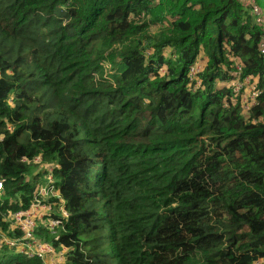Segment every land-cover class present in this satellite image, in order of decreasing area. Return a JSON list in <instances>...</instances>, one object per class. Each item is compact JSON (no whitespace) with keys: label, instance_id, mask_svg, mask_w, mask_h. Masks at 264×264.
I'll list each match as a JSON object with an SVG mask.
<instances>
[{"label":"trees","instance_id":"1","mask_svg":"<svg viewBox=\"0 0 264 264\" xmlns=\"http://www.w3.org/2000/svg\"><path fill=\"white\" fill-rule=\"evenodd\" d=\"M263 42L239 0H0L1 229L52 167L66 264H264Z\"/></svg>","mask_w":264,"mask_h":264},{"label":"built area","instance_id":"2","mask_svg":"<svg viewBox=\"0 0 264 264\" xmlns=\"http://www.w3.org/2000/svg\"><path fill=\"white\" fill-rule=\"evenodd\" d=\"M239 1L251 10L257 24L264 25V10L256 0ZM261 53L264 56V42L261 44ZM203 69L204 64L198 58L189 70L188 77L196 88L201 86L200 74ZM238 70L241 74L240 65ZM236 92L242 95V104L246 111L251 109L262 93L261 90L255 88V83L250 77L239 78L236 83ZM35 162L41 163V160L37 159ZM52 173L53 168L50 167V175L46 177V183L38 189L30 208L16 211L7 218L8 231L5 232L0 227V244L16 249L30 258H39L44 264H66L68 248L55 247L54 244L37 235V230L44 228L51 235L56 236L60 229L65 228V222L69 219V213L64 207V201L61 200ZM5 181L4 178H0V192L5 189ZM56 199L60 202L58 203ZM8 234H12V237Z\"/></svg>","mask_w":264,"mask_h":264},{"label":"rangeland","instance_id":"3","mask_svg":"<svg viewBox=\"0 0 264 264\" xmlns=\"http://www.w3.org/2000/svg\"><path fill=\"white\" fill-rule=\"evenodd\" d=\"M259 4L261 5V6H263L264 5V0H259ZM263 4V5H262ZM162 29V27H160L159 25L158 26H156V27H154L153 28V32H158L159 30H161ZM235 88H236V83H235ZM247 94V93H246ZM245 94V95H246Z\"/></svg>","mask_w":264,"mask_h":264}]
</instances>
